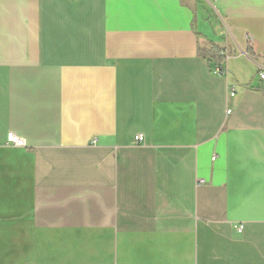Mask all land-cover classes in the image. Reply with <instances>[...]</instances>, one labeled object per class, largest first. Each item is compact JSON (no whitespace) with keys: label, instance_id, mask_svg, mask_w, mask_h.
<instances>
[{"label":"crops","instance_id":"crops-1","mask_svg":"<svg viewBox=\"0 0 264 264\" xmlns=\"http://www.w3.org/2000/svg\"><path fill=\"white\" fill-rule=\"evenodd\" d=\"M261 68L264 0H0V264H264Z\"/></svg>","mask_w":264,"mask_h":264},{"label":"built area","instance_id":"built-area-1","mask_svg":"<svg viewBox=\"0 0 264 264\" xmlns=\"http://www.w3.org/2000/svg\"><path fill=\"white\" fill-rule=\"evenodd\" d=\"M214 72L215 73H225L224 69L220 66H216L214 68ZM259 77L262 81H264V68H261V70L259 71ZM235 94V88L234 87H231L230 88V95H234ZM228 112H230V110H228ZM135 141H138V142H142L144 137H143V134H137L135 137H134ZM7 141L8 143H11L15 146H24L25 145V142H24V139L23 138H20L19 136H17L14 132H9L8 135H7ZM204 180H200V183H203ZM236 230L240 233L242 231V225H238Z\"/></svg>","mask_w":264,"mask_h":264},{"label":"trees","instance_id":"trees-1","mask_svg":"<svg viewBox=\"0 0 264 264\" xmlns=\"http://www.w3.org/2000/svg\"><path fill=\"white\" fill-rule=\"evenodd\" d=\"M199 54L206 58L211 65H217L222 67L224 61V49L214 42H209L206 47H199ZM223 68V67H222Z\"/></svg>","mask_w":264,"mask_h":264}]
</instances>
